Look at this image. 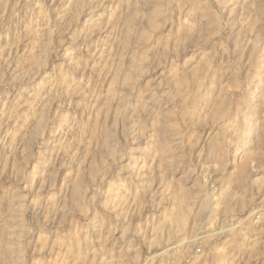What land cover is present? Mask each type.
<instances>
[{"label": "rangeland", "instance_id": "rangeland-1", "mask_svg": "<svg viewBox=\"0 0 264 264\" xmlns=\"http://www.w3.org/2000/svg\"><path fill=\"white\" fill-rule=\"evenodd\" d=\"M0 264H264V0H0Z\"/></svg>", "mask_w": 264, "mask_h": 264}, {"label": "bare ground", "instance_id": "bare-ground-1", "mask_svg": "<svg viewBox=\"0 0 264 264\" xmlns=\"http://www.w3.org/2000/svg\"><path fill=\"white\" fill-rule=\"evenodd\" d=\"M144 174V173H143ZM144 188V187H143ZM129 189V188H128ZM133 190H134V188H133ZM138 190H140V189H138ZM137 190V192L140 194V192ZM127 191V190H126ZM129 191V190H128ZM135 191V190H134ZM125 194H129V192L128 193H125ZM139 196V195H138ZM141 196V195H140ZM119 197H121L120 196V194H119ZM125 197V196H124ZM129 197V196H128ZM132 198V197H131ZM140 198V197H139ZM134 199V198H133ZM138 198H135V200H137ZM119 200H120V198H119ZM126 200V199H125ZM124 200V201H125ZM140 200V199H139ZM143 200V199H142ZM141 200V201H142ZM122 201H123V199H122ZM130 201H132V200H130ZM184 201H186V200H184ZM121 202V201H120ZM119 202V203H120ZM185 203V202H184ZM180 204H181V202H180ZM209 204H210V200L209 199H207V198H204L203 199V201H202V203H201V209L202 210H206L208 207H209ZM136 205V204H135ZM188 205V204H187ZM189 205L190 206H186V204H185V213L183 214V212H181V214H180V211H179V218H176V215L174 214V213H172V212H170V214H168L167 216H165L164 217V219H163V222H162V224H163V226L164 227H166V228H169V229H171L172 228V225L173 224H180L181 226L182 225H185V222H186V215H187V212H188V210H191V206H192V204H191V202H189ZM139 206H141V205H139ZM182 206V205H181ZM182 208V207H181ZM187 208V209H186ZM180 209V208H179ZM182 210V209H181ZM165 211V210H164ZM176 212V211H175ZM166 215V214H165ZM177 221V222H176ZM160 223V222H159ZM158 226V225H157ZM177 225H175V227H176ZM159 227V226H158ZM178 227V226H177ZM186 227V226H185ZM101 228V227H100ZM161 229V228H160ZM175 229V228H174ZM162 230V229H161ZM160 230V232L161 233H163L162 231ZM164 230V229H163ZM182 230V229H181ZM108 231V230H107ZM107 231H106V233H107ZM231 231H232V229H231ZM103 232V231H102ZM184 232H186V231H184ZM156 233V232H155ZM166 233V232H165ZM169 233V232H168ZM111 234V233H110ZM159 235H160V233H158ZM177 234V233H176ZM183 234V232L181 233V235ZM99 235V234H98ZM162 235V234H161ZM166 235V234H165ZM177 235H179V234H177ZM185 235H186V233H185ZM100 236V235H99ZM107 236V235H106ZM111 236V235H110ZM162 236H164V235H162ZM154 237H155V235H154ZM166 237V236H165ZM178 237V236H177ZM161 238V237H160ZM169 238V237H168ZM180 238V237H179ZM99 237L97 238V240L99 241ZM104 239H105V237H104ZM154 239V238H153ZM156 239V238H155ZM174 239V238H173ZM157 240H159V239H157ZM161 241H162V239H161ZM168 241H170V239H168ZM159 242V241H158ZM157 242V243H158ZM165 242V241H164ZM166 242H167V240H166ZM103 243H105V242H103ZM160 243V242H159ZM168 243V242H167ZM106 244H108V243H106ZM96 245H98V244H96ZM95 245V246H96ZM99 246V245H98ZM101 246V245H100ZM201 246H203V245H201ZM92 247V246H91ZM107 247V246H106ZM161 247V246H160ZM171 247V246H170ZM204 247V246H203ZM108 248V247H107ZM99 249V248H98ZM101 249V248H100ZM93 250H95V249H93ZM93 250H91V251H93ZM84 251V250H83ZM90 251V252H91ZM106 251V250H105ZM77 252V254H76V258L77 259H79V258H82V256H81V254L80 253H78V251H76ZM96 252H98L97 250H96ZM107 252V251H106ZM110 252V251H109ZM112 252V251H111ZM93 253V252H92ZM100 253V252H99ZM86 254V253H85ZM95 255H96V253H95ZM168 254H166V256H167ZM84 257V256H83ZM95 257H97V256H95ZM103 257V256H102ZM108 258V257H107ZM111 258V257H110ZM84 259V258H83ZM88 259V258H87ZM103 259V258H102ZM85 260V259H84ZM90 261V260H89ZM178 261H180V260H178ZM105 262V261H104ZM82 263V262H81ZM168 263V262H167Z\"/></svg>", "mask_w": 264, "mask_h": 264}]
</instances>
